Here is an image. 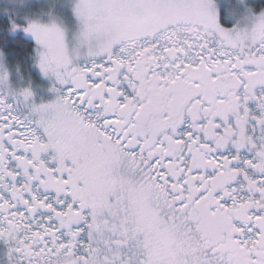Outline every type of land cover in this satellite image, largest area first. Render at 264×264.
<instances>
[{"label":"snow or ice","instance_id":"snow-or-ice-1","mask_svg":"<svg viewBox=\"0 0 264 264\" xmlns=\"http://www.w3.org/2000/svg\"><path fill=\"white\" fill-rule=\"evenodd\" d=\"M0 264H264V0H3Z\"/></svg>","mask_w":264,"mask_h":264},{"label":"rangeland","instance_id":"rangeland-1","mask_svg":"<svg viewBox=\"0 0 264 264\" xmlns=\"http://www.w3.org/2000/svg\"><path fill=\"white\" fill-rule=\"evenodd\" d=\"M3 2V0H0V3H2Z\"/></svg>","mask_w":264,"mask_h":264}]
</instances>
